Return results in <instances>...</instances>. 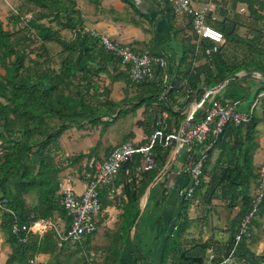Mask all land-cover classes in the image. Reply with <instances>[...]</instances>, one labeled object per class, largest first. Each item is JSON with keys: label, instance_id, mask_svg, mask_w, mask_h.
I'll use <instances>...</instances> for the list:
<instances>
[{"label": "trees", "instance_id": "trees-1", "mask_svg": "<svg viewBox=\"0 0 264 264\" xmlns=\"http://www.w3.org/2000/svg\"><path fill=\"white\" fill-rule=\"evenodd\" d=\"M223 1L224 6H246L249 16L230 15L223 7L221 16L213 19L209 11L208 24L220 30L226 39L217 52L207 55L206 49L213 47V43L199 39L193 32L196 42L183 53L180 64L175 67L176 72L158 69L152 77L137 84L131 81L126 67L131 83L141 89L140 103L132 108L136 110L143 102L147 103L145 119L138 124L148 134L163 113L168 114L170 124L180 126L185 118L182 112L195 96L197 100L202 98L203 87L213 89L241 73L242 77L232 81L244 89V97L252 89L250 84L242 85L247 79L261 81L258 96L261 95L264 89V0ZM22 3L29 9L13 13L7 20L8 29L0 20V64L5 70V75L0 76V232L10 250L4 264H121L141 200L169 163L171 152L162 147H157L153 171L141 170V155L123 164L118 175L124 183L126 197L121 207L123 213L100 263L90 251H83L79 243L67 241L59 246L54 232L49 231L43 238L34 236L24 243L21 240L25 233L16 235L12 231L14 223L25 225L38 218H51L56 223L61 218L65 220L63 232L68 231L70 218L60 204V174L67 167L81 175L84 170L94 174L97 163L92 161V151L70 157L67 167L58 165L59 138L71 127L82 129L87 125H99L102 118L112 117L127 103L126 100L121 103L108 100L100 107L89 101L90 97L94 98L92 90L98 92L94 78L106 70L108 64L122 62L107 52L98 38L82 33L83 21L76 9V0H23ZM35 8L40 12H35ZM25 12H31L33 18L27 21ZM168 14H172L170 8ZM65 29L75 32L72 40L63 39L61 31ZM241 29H245L242 34ZM48 42L61 47L56 57L59 58L57 69L51 66L55 59L46 46ZM35 43H39L41 52L31 59L28 50ZM84 60L85 64H82ZM168 72L174 78L172 84L165 82ZM116 79L112 78L113 81ZM183 81L187 82L186 87L181 86ZM107 94L104 91L103 96ZM239 96L242 95L236 92L226 97L244 98ZM261 105L262 114L257 115L254 110L249 123L227 124L218 142L208 151L201 185L192 198L181 202L179 218L182 222L178 225L181 231L188 223L187 213L197 199L202 200L205 209L216 206L215 201L229 210L238 209L229 223L224 256L234 249L239 264H264V253L256 254L249 246L256 240L257 220L264 217V200L252 219L250 237L235 244L238 226L251 210V185L259 178L254 154L259 148L258 128L264 121V96ZM214 155L216 160H213ZM105 191L108 190L100 191L103 209L106 206ZM90 239L91 236L86 242ZM211 243L212 240L197 245L198 249L181 251L177 240L169 236L161 264H166L173 254L176 264H203ZM41 254H46L47 258L36 262ZM224 256L213 259L211 264H218Z\"/></svg>", "mask_w": 264, "mask_h": 264}, {"label": "crops", "instance_id": "crops-1", "mask_svg": "<svg viewBox=\"0 0 264 264\" xmlns=\"http://www.w3.org/2000/svg\"><path fill=\"white\" fill-rule=\"evenodd\" d=\"M22 2L23 0H0V14H3L0 15V20L4 23V18L7 21L13 13L28 10L29 8L22 6ZM192 2L196 9L208 5L213 19L221 16L220 13L223 7L227 12H230V15L240 13L249 16L248 8L242 4L233 7L230 4L224 6L223 0H192ZM76 3V9L83 21V29L89 31L87 35L95 38L90 33L105 34L118 43L139 50H149L154 55L164 56L169 63V70L173 72H176L175 67L180 64L183 53L188 46L196 42L195 38L193 39L194 34L190 19H176L174 15L168 14L169 7L166 0H157L156 3L150 0H76ZM34 10L40 12L36 8ZM27 14H31V12H25L24 18ZM243 32H245V29H241V34ZM61 35L63 39L70 41L73 39L75 32L65 29L61 31ZM51 45L58 44L54 42L46 43L47 48H50ZM60 51L61 48L58 52ZM82 64H85V60ZM105 69L94 78L98 86V92L95 93L92 90L91 93L96 99L90 97L89 101L100 107L108 100L116 103L126 100L127 103L118 108L112 117L102 118L97 126L87 125L82 129L71 127L66 130L59 138L61 149L57 152L56 159V161H59L57 164L62 167H67L69 164L67 159H70V157L82 153L89 154L92 151H94L90 153L94 157L92 161L102 163L123 142L133 140L135 143L140 144L148 134L138 124L145 119L147 103L143 102L142 106L136 110L132 108V106L140 103L138 95L141 89L131 83L125 71L126 66L122 63H116L115 65L110 63L105 66ZM3 75H5V70L0 64V76ZM113 77L117 79L113 81ZM205 88L207 87L202 89ZM104 91L108 92L106 96H103ZM236 92L242 95L239 97L245 95L240 84L230 81L226 84L224 97L229 93L235 94ZM195 98L197 97L195 96ZM254 110L256 111V108ZM258 143L259 148L254 154L256 172L264 166V133L262 131L259 132ZM87 144V148L81 147ZM173 156L174 152L167 171L160 173L148 187L150 191L144 209H141L140 203V212L136 217L131 237L125 246L121 264H161L165 244L169 236L177 240L179 243L178 250L181 251H187L193 247L198 249L197 245L212 240V245L205 257H209V252H211L214 253V257L222 258L225 253V242L228 239L226 233L228 227L224 223L225 220H222L221 216L222 221L219 223L217 221V218H219L218 213L217 215H211V212L210 215L207 213L204 216L203 214L200 215L197 212L196 204L199 205V208H203L202 200H195L196 204L194 203L187 213L188 223L184 225L182 231L178 228L179 223L182 222V218H179L182 213L181 202L185 199L181 195V191L190 185V177L186 173H178V171L188 164L189 154L182 149ZM213 160H216V155H214ZM74 171V168L67 167L60 174L59 194L64 188H72L78 193L83 192L85 188L84 177L80 173L75 174ZM255 185L256 183L251 185V192H253ZM123 190L124 183L118 177L114 182L113 191H109L110 193L108 191L103 192V200L106 206L97 217L98 230L91 236L90 241L94 237L101 243L102 241L110 243L123 213L121 209L122 202L126 199ZM215 204L220 203L215 201ZM59 220L60 225H64L65 220L61 218ZM262 220H264V217ZM259 226L261 227L258 229L260 232L259 239L256 238L249 245L251 251L256 254L264 252V223ZM178 230L181 233H178ZM58 244L61 246L59 241ZM253 244L257 245V250L252 247ZM261 245L262 247L259 249ZM221 254L223 255L221 256ZM174 256L169 257L166 264H176ZM210 256H213V254ZM214 257H210L209 260L205 259L203 264L212 263ZM46 258V254H41L38 260H45Z\"/></svg>", "mask_w": 264, "mask_h": 264}, {"label": "built area", "instance_id": "built-area-1", "mask_svg": "<svg viewBox=\"0 0 264 264\" xmlns=\"http://www.w3.org/2000/svg\"><path fill=\"white\" fill-rule=\"evenodd\" d=\"M168 7L176 19L188 18L191 21L193 32L199 39H206L213 43V47L206 49V54L217 52L225 43L224 34L208 24L209 6L196 9L192 0H166ZM33 18L32 14L25 17ZM83 34L89 31L83 29ZM98 38L100 45L109 53L121 59L123 65L129 70V76L133 83H141L158 70L169 71V63L164 56L154 55L149 50L135 49L129 45L118 43L108 35L90 33ZM165 82L172 84L173 76L168 72ZM183 81L181 86L186 87ZM172 88V86L170 85ZM226 84H221L215 89L205 88L200 100L196 98L182 112L184 120L180 126L170 124L169 116L163 113L153 130L144 137L142 143L137 144L133 140H127L118 146L110 156L102 163H97L94 174L91 171L83 173L85 191L81 195L76 194L72 188L61 190L60 204L70 218V228L64 233V225L56 223L51 218L33 219L29 224L19 225L14 223L12 231L18 235L24 232L22 242H28L32 237L43 238L49 231L54 232L58 241H72L82 243L92 236L97 230V217L102 213L100 191L106 189L113 191V185L124 163L136 155L143 158L141 170L153 171L156 168L157 147H162L171 152L169 163L162 171H167L171 162V156L179 150H186L189 159L193 155L192 163L184 166L178 173H186L190 177V185L181 191V195L192 198L196 189L201 185L205 165L208 161V151L218 142L228 123L235 126L247 124L251 121L255 105L248 110L240 108V99H228L224 97ZM173 156V157H174ZM74 173H78L76 170ZM258 183L252 195L251 210L245 215L238 226L235 236V244H239L245 237H250V228L253 217L259 211V205L264 200V166L258 170ZM234 249L218 264H234L236 258Z\"/></svg>", "mask_w": 264, "mask_h": 264}, {"label": "rangeland", "instance_id": "rangeland-1", "mask_svg": "<svg viewBox=\"0 0 264 264\" xmlns=\"http://www.w3.org/2000/svg\"><path fill=\"white\" fill-rule=\"evenodd\" d=\"M0 15H3V14H0ZM29 14H27L26 16H28ZM3 17V16H2ZM4 25H5V27H6V29H8L9 27H10V24L5 20V18H4ZM60 48L61 47H59L58 45H51L50 46V48H48V49H50V54L52 55L51 57H54V62H52V64H51V66L52 67H54V68H56L57 69V67H58V65H59V63H58V61H59V58H56L57 56H58V51L60 50ZM28 52L30 53L29 54V56H30V58L31 59H35L36 58V56H37V54L39 53V52H41V49H40V46H39V43H35V44H33L32 46H31V48L28 50ZM40 61H43V59H40ZM240 76L242 77L243 76V73H241L240 74ZM262 78H263V76H261ZM259 78H260V76H259ZM261 79V78H260ZM79 81V79L77 78L76 79V82H78ZM261 81L259 80V79H255V80H252V79H247V80H244V82H242V85H247V84H250L251 85V87H252V89L250 90V92L247 94V96H245L244 98H242V100H241V103H240V108L241 109H243V110H248L249 108H250V106L251 105H255V108H256V114L257 115H259L260 114V112H262V108H263V106L261 105V102H262V96H264V89L262 90V93H261V95L260 96H258V94H259V90H260V88H261V83H260ZM260 92H261V90H260ZM258 131L259 132H263L264 133V121H262V123L259 125V128H258ZM82 148H87L88 147V144L87 145H82L81 146ZM82 152V151H81ZM74 157V156H73ZM66 158H68V157H66ZM58 161V160H57ZM92 162V161H91ZM57 163H59V161L57 162ZM258 183V182H257ZM256 183V184H257ZM256 187H257V185H255L254 187H253V192H251L252 193V195L254 194V192H255V189H256ZM84 191H85V188H84V190H83V192L82 193H84ZM76 192V191H75ZM82 193H78V192H76V194H78V195H81ZM197 200H200V199H197ZM195 204H196V202H195ZM196 208H197V212H199V214L200 215H202L203 214V216L207 213L208 215H212V214H215V215H217V213H218V215H219V218H217V221L220 223L223 219L225 220L224 221V223L226 224V226L227 227H229V223L232 221V219L236 216V214H237V211H238V209H236V210H229V209H227L225 206H223L222 204H216V206H214V207H210V208H207V209H205L204 207L203 208H199V205L197 206V204H196ZM211 212V213H210ZM210 213V214H209ZM207 215V216H208ZM222 216V220L220 219V217ZM263 218H260L259 220H257V222H258V225H256L255 226V228H254V234H255V238H257V239H259V236H260V232H259V225H261V223H264V220H262ZM216 221V222H217ZM256 228H257V230H256ZM261 228V227H260ZM226 233H227V236L229 237V232L228 231H226ZM104 242H106V241H102V243L101 242H99V240H97L96 238H92V240L90 241V242H86V241H83L82 243H79L80 245H81V247H82V249H83V251H90L91 252V255H92V257L95 259V260H97L99 263H100V261H101V259H102V257H103V255H104V252H105V250H106V248H107V246H108V244H109V242L107 241L105 244H103ZM257 245H255V244H253V246L252 247H254V249H256L257 250V247H256ZM256 247V248H255ZM262 247V245L261 246H259V249ZM191 249H194V248H191ZM214 249V251H215V247L213 248ZM225 250V249H224ZM9 247H8V245L5 243V239H4V237H3V235H2V233L0 232V264H4V262H5V260H6V258H7V256H8V253H9ZM213 251V250H212ZM216 252H217V250H216ZM225 252V251H224ZM257 252V251H256ZM206 253H208V252H206ZM264 253V252H263ZM213 254V256H210V255H212ZM262 254V253H261ZM223 254H221V256H222ZM207 256V255H206ZM224 256V255H223ZM210 257H214V253H211V252H209V257H205V259H207V260H209V258ZM38 258H39V256L36 258V262H40V261H42V260H38ZM211 258V259H212ZM215 258H217L216 256L214 257V259ZM237 263V262H236ZM236 263H234V264H236ZM209 264H211L210 262H209Z\"/></svg>", "mask_w": 264, "mask_h": 264}, {"label": "water", "instance_id": "water-1", "mask_svg": "<svg viewBox=\"0 0 264 264\" xmlns=\"http://www.w3.org/2000/svg\"><path fill=\"white\" fill-rule=\"evenodd\" d=\"M240 77H241L240 75H236V76L230 77L223 84H227L228 82L232 81L233 79L240 78ZM215 88H217V87H215ZM215 88H213V89H215ZM192 158H193V155H191V157L189 159V162H188L189 164L192 163ZM149 191H150V188L147 189L145 195L142 198V201H141V209H144V207H145V204H146V201H147V198H148V195H149Z\"/></svg>", "mask_w": 264, "mask_h": 264}]
</instances>
